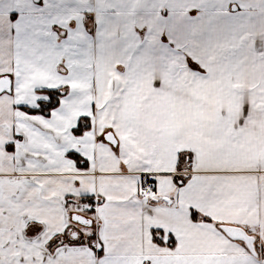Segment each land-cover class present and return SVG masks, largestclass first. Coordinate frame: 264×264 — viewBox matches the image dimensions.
I'll list each match as a JSON object with an SVG mask.
<instances>
[{
    "label": "snow or ice",
    "instance_id": "6c2138e0",
    "mask_svg": "<svg viewBox=\"0 0 264 264\" xmlns=\"http://www.w3.org/2000/svg\"><path fill=\"white\" fill-rule=\"evenodd\" d=\"M0 264H264V0H0Z\"/></svg>",
    "mask_w": 264,
    "mask_h": 264
}]
</instances>
